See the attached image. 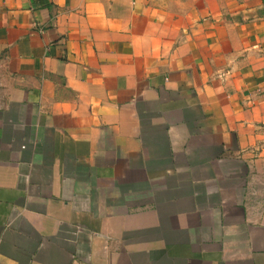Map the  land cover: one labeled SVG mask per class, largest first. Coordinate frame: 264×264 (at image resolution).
<instances>
[{
  "label": "crops",
  "instance_id": "crops-1",
  "mask_svg": "<svg viewBox=\"0 0 264 264\" xmlns=\"http://www.w3.org/2000/svg\"><path fill=\"white\" fill-rule=\"evenodd\" d=\"M0 264H264V0H0Z\"/></svg>",
  "mask_w": 264,
  "mask_h": 264
}]
</instances>
